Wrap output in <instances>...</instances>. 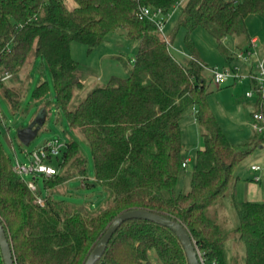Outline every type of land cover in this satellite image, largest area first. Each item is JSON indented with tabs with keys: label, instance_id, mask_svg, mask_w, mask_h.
<instances>
[{
	"label": "trees",
	"instance_id": "16d2710c",
	"mask_svg": "<svg viewBox=\"0 0 264 264\" xmlns=\"http://www.w3.org/2000/svg\"><path fill=\"white\" fill-rule=\"evenodd\" d=\"M180 1L74 0L76 6L70 10L64 0H0V93L16 109L19 94L1 80V74L19 73L32 52L41 57L51 71L58 107L90 147L95 180L112 196L107 207L88 212L50 195L68 180L85 177L86 160L73 141L66 143L60 156L59 173L36 178L37 184L43 179L47 193L41 195L44 205H39L27 181L14 171L15 159L0 140V220L14 264H86L112 222L134 209L180 222L208 264H227V240L245 246L244 261L235 257L232 264H264V202H235L240 224L231 235L209 215L230 194L238 166L263 146L264 133L255 132L239 144L227 138L208 103L206 64L189 39L196 28H204L226 60H234L233 52L251 50L246 19L264 16V0H183L176 30L164 38L142 9L162 8L168 14ZM181 28L187 31L191 57L186 65L170 50ZM118 30L139 44L129 74L112 76L71 110L74 89L84 87L72 45L91 52ZM227 39L235 40L234 50L224 45ZM248 75L256 92L251 115H261L264 124V105L254 75ZM49 89L48 82H42L33 96L41 99ZM190 106L203 130V148L196 153L190 190L182 194L177 192L185 161L181 120ZM0 264H5L1 248ZM95 264L189 263L171 229L130 220L113 234Z\"/></svg>",
	"mask_w": 264,
	"mask_h": 264
},
{
	"label": "rangeland",
	"instance_id": "374dc122",
	"mask_svg": "<svg viewBox=\"0 0 264 264\" xmlns=\"http://www.w3.org/2000/svg\"><path fill=\"white\" fill-rule=\"evenodd\" d=\"M70 9L72 0H64ZM180 16V8L173 7L165 18L164 37L168 38L176 30ZM247 30L251 38L258 40L255 54L248 64L244 58H239L238 53L233 52L234 60L227 61L218 49L215 38L204 28L198 27L191 32L189 39L197 48L198 56L206 64L203 75L209 80L208 103L221 125L227 138L235 144L243 143L255 133L252 127V104L256 97L247 98V92L252 91L249 73H257V63L264 58V16L249 15L246 19ZM187 31L179 29L176 31L174 42L170 45L172 55L179 63L188 64L191 57L186 47ZM224 45L229 50H234L235 40L227 39ZM139 44L125 36L123 30L110 33L105 41L94 48L91 52L80 44L72 45V56L79 62L81 78L84 80L83 88H75L70 109L74 110L80 102L96 87L105 85L112 76L126 77L131 68L130 60L138 53ZM237 68L236 81L230 79L221 86L211 82L213 68L219 71ZM42 82H48L50 89L41 99L33 96V91ZM5 84L19 94L18 107L13 109L10 102L4 99L0 93V140L4 144L7 155L13 160L18 157L22 162L29 163L24 153L39 149L47 140L59 139L65 143L77 142L80 145L82 155L86 160L85 177H74L64 184L56 187L50 192L53 199L65 201L74 209H81L88 212L98 211L107 207L112 196L110 192L100 185L94 177V163L90 147L78 129H72L67 122L64 112L58 107L56 93L53 85L51 71L47 63L35 53H30L27 62L22 70L12 75L5 81ZM16 97V96H15ZM18 98V96L16 97ZM194 106L188 107L181 120L182 144L184 146L183 156L187 167L183 168L178 177L177 192L185 194L190 190L192 172L195 166L197 141L203 144V130L198 127L197 138L190 135L188 121L192 120L197 129ZM36 131V137L29 144H23L19 140V132L24 129ZM181 131V132H182ZM262 136V134H260ZM260 166L264 172V144L249 155L237 168V174L251 184L252 198L255 202H264V177L261 172V183L254 180V173L250 171L251 166ZM25 180H30L29 177ZM40 195L45 196L46 190L43 187V179H38ZM230 195V194H229ZM218 211V216H215ZM228 211V212H227ZM220 214V216H219ZM209 215L218 219L224 233L232 234L233 229L240 224L238 213L231 206L229 199L221 203L217 208H212ZM225 254L227 264L238 257L244 261L245 246L241 241L227 240Z\"/></svg>",
	"mask_w": 264,
	"mask_h": 264
},
{
	"label": "built area",
	"instance_id": "2783aa9c",
	"mask_svg": "<svg viewBox=\"0 0 264 264\" xmlns=\"http://www.w3.org/2000/svg\"><path fill=\"white\" fill-rule=\"evenodd\" d=\"M183 0L177 3L174 7H179ZM142 14L146 18H148L151 22L155 24L158 32L162 37H164V24L165 18L168 14L162 8L151 9V8H143ZM165 38V37H164ZM258 40L256 38L251 39V50L248 52H241L238 54L239 58H244L248 64L251 63V57L255 54V49L257 48ZM257 73H252L254 75L255 82L257 84V93L261 96L262 104L264 105V58L259 61L256 65ZM233 74L231 70L219 71L216 68L210 70L211 72V81L216 86H221L223 83L227 82L230 79H234L235 81L240 77L237 75V68L234 67ZM12 77L9 72H4L1 74V80L7 81ZM255 91L246 93V97L252 99L255 96ZM262 117L259 114H254L252 118V127L255 132L262 134L264 133V124L262 123ZM66 148V143L59 139H50L45 142V144L39 149L25 152L26 157L29 160V163L20 161L17 157L14 162V171L21 178L25 180V178L29 177L30 180H26L29 189L36 195L35 202L39 205H44V199L41 195L38 194V185L36 182V178L45 177L51 178L54 175L59 173V163H61L60 156L63 150ZM182 167H187V162L184 161ZM251 170L253 172H259L262 170L260 166H251ZM254 180L256 182L261 181V177L259 175L254 176ZM200 264H208L202 255L198 253ZM215 264V263H213Z\"/></svg>",
	"mask_w": 264,
	"mask_h": 264
},
{
	"label": "water",
	"instance_id": "95a60500",
	"mask_svg": "<svg viewBox=\"0 0 264 264\" xmlns=\"http://www.w3.org/2000/svg\"><path fill=\"white\" fill-rule=\"evenodd\" d=\"M19 140L23 144H29L36 137V131L30 128L24 129L19 132ZM130 220H146L160 224L164 227L171 229L179 238L183 245L185 253L187 255L189 264H200L199 256L195 244L186 230V228L177 221H172L160 215H156L152 212L140 209H134L121 213L109 226L106 233L97 242L96 246L90 253L86 264H95L104 254L109 241L111 240L113 234L118 230V228ZM0 248L4 258L5 264H14L13 254L11 250L10 243L6 237L5 231L3 229L0 220Z\"/></svg>",
	"mask_w": 264,
	"mask_h": 264
},
{
	"label": "crops",
	"instance_id": "0c3cea01",
	"mask_svg": "<svg viewBox=\"0 0 264 264\" xmlns=\"http://www.w3.org/2000/svg\"><path fill=\"white\" fill-rule=\"evenodd\" d=\"M73 1V3H72V6H71V8H70V10H73L74 8H75V6H76V4H75V2H74V0H72ZM67 6V5H66ZM255 38V37H254ZM132 60H134V59H132ZM131 61V60H130ZM129 74V70H128V72H127V75ZM82 79V83H83V85H84V80H83V77L81 78ZM195 123H196V127H197V129H193V127L195 126V124H193V122H192V120H190V121H188V125L187 126H189L190 127V135L192 136V138H197V136H198V124H197V122H196V119H194L193 120ZM181 131H182V128H181ZM182 133H183V131H182ZM251 138V137H250ZM249 138V139H250ZM248 139V140H249ZM247 142V141H246ZM243 143H245V142H243ZM197 149L198 150H201L202 148H203V144L200 142V141H197ZM254 166V165H253ZM250 171H252L251 170V168H250ZM253 172V171H252ZM261 172H263V170H261V171H259V172H253L254 173V176H256V175H259L260 176V174H261ZM263 177H264V172H263ZM261 177V176H260ZM262 180V179H261ZM258 183H261V181L260 182H258ZM251 184H249V182H247V181H245L244 179H242L241 177H240V175L239 174H237V176L235 177V181H234V184H233V187H232V190H231V192H230V195H228L224 200H223V202L224 201H227V199H229V201L231 202V206H232V208H234L235 207V209H236V206H235V202H246V201H250V202H255V201H253V200H255L254 198H252L251 196H252V193H251ZM236 211H237V209H236ZM228 212V211H227ZM226 243H229L228 241H226ZM225 243V244H226Z\"/></svg>",
	"mask_w": 264,
	"mask_h": 264
}]
</instances>
